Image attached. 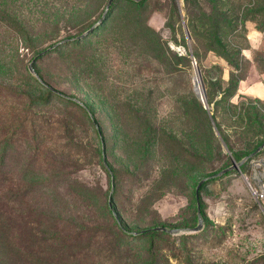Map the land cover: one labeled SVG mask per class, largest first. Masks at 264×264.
Segmentation results:
<instances>
[{
	"label": "rangeland",
	"instance_id": "374dc122",
	"mask_svg": "<svg viewBox=\"0 0 264 264\" xmlns=\"http://www.w3.org/2000/svg\"><path fill=\"white\" fill-rule=\"evenodd\" d=\"M107 3L17 0L9 21L23 41L0 32L14 94L0 110L27 121L4 170L16 218L0 231V264H147L150 240L129 241L113 217L132 235L195 227L197 184L264 141V0H205L236 25L229 60L194 45L182 1L178 18L168 0H113L80 40ZM199 197L202 230L152 239L155 264H264V148Z\"/></svg>",
	"mask_w": 264,
	"mask_h": 264
},
{
	"label": "trees",
	"instance_id": "16d2710c",
	"mask_svg": "<svg viewBox=\"0 0 264 264\" xmlns=\"http://www.w3.org/2000/svg\"><path fill=\"white\" fill-rule=\"evenodd\" d=\"M126 1L127 3H130L135 6L142 5L144 0H140L138 2L131 1V0H122ZM171 7L175 11L177 17L179 18V6L178 2L182 1L183 3V8L182 11L185 14V17L188 18L187 20V27H188V32L190 33V37L192 38V42L196 47L198 45H201L202 47H205V49L208 52H212L214 55L217 57H221L223 59H228L231 58L234 54L237 53L236 49H233L231 45L226 41L225 39V34L227 33L228 35L236 32V25L231 23L229 20H227V14H218L217 11L214 9H210L206 3L205 0H195L198 3L194 6V0H168ZM219 1V0H217ZM15 2L17 0H0V32H4V28H12V29H5V33L8 31H11L13 35L10 36V43L13 46L18 47V45L23 41L22 36L19 34L18 27L19 24L14 23L13 25L11 24L12 22L9 21L10 17H14L17 14H20V9L19 7L17 8L15 5ZM217 4V3H216ZM22 4H20L21 7ZM111 10V4L107 10V12L104 15L103 20L99 24H94L93 25V30L84 38L80 40H85L89 38L96 30H99L101 26L105 23L108 14L110 13ZM194 11H198L200 17L195 18L194 16ZM227 15V16H226ZM218 17L220 19H218ZM10 24V25H7ZM78 39L72 38L70 40H65L62 42V46H65L66 44L71 45L77 42ZM175 60L182 59L183 57H177L176 55L174 56ZM34 69V67H33ZM29 71V70H28ZM35 71V70H34ZM28 76L30 74L27 73ZM38 80L41 82V77L37 74ZM37 79V78H36ZM35 81V80H34ZM4 78H2V74H0V96H5L8 98H13L14 94L12 93V90ZM43 84V83H42ZM48 92H53L55 93L51 88L45 86ZM58 96L59 94L56 93ZM13 95V96H12ZM61 96V95H60ZM17 98V97H16ZM66 101L70 103H77V101H74L73 99L70 98H65ZM82 107V106H81ZM83 109V107H82ZM12 110V109H11ZM0 110V231L5 229V228H10L11 223L15 215L14 211V202L11 199V195L13 193V186L11 185V181L9 180L8 173L5 170V166L9 169V166L6 165L8 161V149L10 147V144L13 142V136L16 132V134L23 132V128L26 126L27 121L24 118H17L16 115L13 114V110ZM84 111V110H83ZM212 119L216 121L215 117L212 115ZM21 130L20 132H17L16 130ZM24 133V132H23ZM222 140L225 143V145L229 148L227 139L222 136ZM34 151L36 152L35 146L33 147ZM101 154L103 155L104 149L102 146V151H100ZM99 155V152H98ZM105 158L103 156L102 160V165L101 168L102 170L106 173L109 174V170L105 167L104 165ZM242 167V166H241ZM240 167V170H241ZM231 172L237 173L236 170L227 172L225 175L230 174ZM219 179V178H217ZM216 180V179H214ZM205 186H201L203 188ZM200 188V190H201ZM200 190H199V195H200ZM194 198H195V192H194ZM111 199V198H110ZM196 202V200H195ZM199 203H200V197H199ZM110 207V204H109ZM111 209V208H110ZM114 222L113 224L117 227V229L125 236H128L130 238L129 241H134V240H143V239H149L150 241L148 243L147 247V254L150 258L147 264H155L153 261V255H151L150 250L153 245V240L152 239H157V238H169L170 236L166 233L163 232H154L152 229L145 230L143 232L135 233V234H128L126 230H124L120 224L119 221L116 217H113ZM128 241V242H129ZM146 259L148 260V257L146 255Z\"/></svg>",
	"mask_w": 264,
	"mask_h": 264
},
{
	"label": "water",
	"instance_id": "95a60500",
	"mask_svg": "<svg viewBox=\"0 0 264 264\" xmlns=\"http://www.w3.org/2000/svg\"><path fill=\"white\" fill-rule=\"evenodd\" d=\"M112 1L113 0H108V3H107L106 8H105V12L108 10V8H109V6H110ZM133 1L138 2L140 0H133ZM103 18H104V14L102 15L100 21L103 20ZM93 28L94 27H91L84 35H87L88 33H90L93 30ZM54 47L55 46H53L51 48H54ZM51 48H49L47 50H50ZM41 54H43V53H40V55ZM28 70H29L30 73H33L37 79H39L38 76L36 75L34 69H33V62L28 66ZM198 96H199V99L201 100V102L203 103V105L205 106L202 90H201V94L199 93ZM74 101H76V100H74ZM263 148H264V141L255 149V151L253 153L245 156L241 161L233 163L228 168L223 169V170H221V171H219L217 173H214V174L210 175L209 177H206V178L202 179L197 184V186L195 188V200H196V208H197V210H196L197 225L195 227L186 228V229H180V230H178V229H166L164 227H155V228L152 229V231H154V232H163V233H166L168 235L179 236V235H182V234H194V233H197L200 230H202L203 222H202V217H201V214H200V203H199V190H200L201 186H206L209 183V181L217 179V178H220L223 175H225L227 172H230V171H233V170H236L237 172H239L240 171V167L242 166V164L245 163L246 161H249L256 153H258ZM104 165H105V162H104ZM244 181L250 187L248 181L245 178H244ZM110 208L112 209L111 206H110Z\"/></svg>",
	"mask_w": 264,
	"mask_h": 264
},
{
	"label": "bare ground",
	"instance_id": "6f19581e",
	"mask_svg": "<svg viewBox=\"0 0 264 264\" xmlns=\"http://www.w3.org/2000/svg\"><path fill=\"white\" fill-rule=\"evenodd\" d=\"M194 81H195V89H196V92L199 94H201V88H200V83H199V79L196 75V73L194 74Z\"/></svg>",
	"mask_w": 264,
	"mask_h": 264
}]
</instances>
